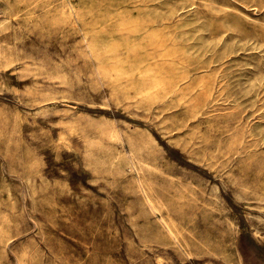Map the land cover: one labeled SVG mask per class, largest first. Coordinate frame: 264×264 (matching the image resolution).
Instances as JSON below:
<instances>
[{"label":"rangeland","instance_id":"1","mask_svg":"<svg viewBox=\"0 0 264 264\" xmlns=\"http://www.w3.org/2000/svg\"><path fill=\"white\" fill-rule=\"evenodd\" d=\"M0 264H264V0H0Z\"/></svg>","mask_w":264,"mask_h":264}]
</instances>
